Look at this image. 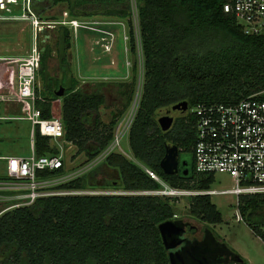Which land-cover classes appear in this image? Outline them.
I'll return each mask as SVG.
<instances>
[{
    "label": "trees",
    "instance_id": "1",
    "mask_svg": "<svg viewBox=\"0 0 264 264\" xmlns=\"http://www.w3.org/2000/svg\"><path fill=\"white\" fill-rule=\"evenodd\" d=\"M227 2L136 0L143 86L128 138L134 161L120 153H110L98 167L55 190L96 188V176L106 170L118 172L120 180L114 184L124 191L160 190L161 185L145 169L174 189L211 190L214 175L194 170L196 119L189 111L199 104L230 105L249 97L264 100V35H245L234 18L223 11ZM62 3L72 18L99 15L127 20L128 46L137 54L130 0H33V9L41 18L48 9ZM56 19L54 15L43 17L47 21ZM115 28L121 30L120 26ZM55 32V50L49 41L42 45L37 72L41 86L36 87V94L43 102L37 101L36 108L43 119H49L51 104L59 100L64 130L61 141L75 144L92 161L112 143L117 121L131 102L139 73L137 62L123 109L104 125L97 115L105 104L101 91L104 85L93 91L80 87L69 63L72 33L66 27H57ZM53 51L58 59L55 75L48 70ZM61 87L64 94L58 99L56 92ZM181 102H187L188 113L163 132L157 123L158 111ZM91 140L95 147L90 150L87 144ZM172 145L178 147L179 159L187 165L166 175L160 162L166 148ZM34 148L37 156L57 155L60 151L37 130ZM181 154L186 158L181 159ZM64 173L62 167L39 175L55 178ZM114 184L104 181L100 186ZM172 200L152 195L38 198L29 206L0 215V255L6 256L4 264H169L158 225L173 220ZM237 211L241 221L264 244V195L240 196ZM189 213L205 226L222 223V215L208 195L191 197Z\"/></svg>",
    "mask_w": 264,
    "mask_h": 264
},
{
    "label": "built area",
    "instance_id": "2",
    "mask_svg": "<svg viewBox=\"0 0 264 264\" xmlns=\"http://www.w3.org/2000/svg\"><path fill=\"white\" fill-rule=\"evenodd\" d=\"M130 7V20L141 68L136 0H130ZM16 8H20V14L15 13ZM223 11L234 18L237 26L245 35H264V0H229L223 6ZM61 16V19L56 21L43 20L34 11L33 0H0V22H24L31 29V42L27 55L22 58L4 60L5 64L15 63L17 65V82L16 90L13 92L3 93L0 90V102L11 101L20 104L21 116L17 119L27 120L31 125V154L27 157L3 158L7 163L6 176L0 178V193L23 191L16 206L13 205L6 211L29 206L38 198L46 196L81 195L78 191L46 192L44 190L53 180L39 175L41 172L56 171L63 167L62 149L59 142L64 135L60 116L52 113V106L49 119H43L40 110L36 108L37 101L43 102V99L36 94L37 72L43 50L42 43H45L48 38L45 35L48 29L66 27L71 31L72 38L79 30H86L100 34L104 43L97 41L96 45L102 46L103 52L110 54L115 42V34L108 27L103 28L102 22L72 18L68 11H64ZM104 24L120 26L121 30L126 27L122 20ZM123 40L125 45L127 40L129 42V37L125 32H123ZM126 46L125 54L128 51ZM126 63L129 65L128 61ZM139 95L138 92L133 101L132 107L135 106L130 113V119L137 108ZM189 114L196 119V141L193 148L195 172L214 176L227 174L232 180L233 189L221 191L174 189L152 171L145 169V172L161 185V189L131 194L159 197L233 195L236 197L237 205L240 196L264 195V100L249 97L230 105L199 104L192 108ZM36 130L41 136L56 142L60 149L57 155H36L34 148ZM122 135L123 132H118L114 146L118 145ZM235 216L238 221H241L238 211Z\"/></svg>",
    "mask_w": 264,
    "mask_h": 264
},
{
    "label": "rangeland",
    "instance_id": "3",
    "mask_svg": "<svg viewBox=\"0 0 264 264\" xmlns=\"http://www.w3.org/2000/svg\"><path fill=\"white\" fill-rule=\"evenodd\" d=\"M64 11H67L66 4H59L48 9L41 19L46 16L54 15L57 18L56 20H59L61 19V15ZM15 13L20 14V8H16ZM79 19L83 21H99L103 23V28H114V30L111 31L115 34V42L110 54L104 53L103 47L96 45L97 41L104 43L100 37V34L82 30H79L76 33V36L72 38V48L69 52V63L72 73L73 76L79 81L81 88L84 90L93 91L98 87V85H104L101 87V91L105 96V104L100 107L97 112L102 124L108 125L113 117L118 113V111L123 109V105L126 102V91L132 82V68L136 62L140 73H138L136 77L134 92L131 96V102L124 110L121 117L118 119V123L114 128V139L112 143L94 160L89 161L86 154L84 152H79L78 147L75 144H65V142L60 141L59 144L62 149V163L65 173L62 176L50 179L53 181L44 190L46 192H56L57 190H55L54 187L66 183L73 178L80 177L90 170L95 169L104 162L105 157L110 153H120L128 159L134 161L129 149L128 138L130 127L136 115L138 105L131 119L130 112L133 101L138 92L140 94L139 96H141L143 86V60L141 58L140 68L138 54H133L130 52L128 40L126 42L127 46L124 43L123 32L128 35L129 29L128 24L126 23L127 20H123L126 24L125 29L119 30L118 28H115L114 25L107 26L104 24L106 22L117 21L118 19L115 18L97 15L93 17H82ZM56 28L48 29L45 34L48 36L46 41H49L51 47L54 50ZM137 32L139 34V31ZM30 42L31 29L27 23L0 22V58L25 55V53L30 48ZM125 46L128 50L126 54ZM126 61L129 62V65H127ZM1 63H5V61L2 60ZM48 70L51 75H55L58 72V59L54 51L52 52L51 58L48 61ZM40 86L41 82L37 77L36 87L40 88ZM57 101L59 104H61L59 100ZM139 101L140 97L138 99V104ZM57 103L55 101V103L52 104V107L57 108ZM2 104L4 106V102H0V107H2ZM10 107L16 111V115L11 116L7 113H0V155L29 156L31 154L30 122L27 120L17 119L21 116L19 109L16 108L13 103ZM54 113L55 115H58V108L55 109ZM166 115L172 117L175 122V120L181 117L182 114L179 111L171 110V106H169L158 111L156 118L158 119ZM118 132H123V135L120 137L118 145L114 146V140L116 136H118ZM50 143L51 145H57L56 142L52 140ZM94 147L95 144L92 140L88 142V149L91 150ZM180 158H186V155L181 154ZM5 176V161L0 160V177ZM119 180L120 177L118 172L114 170H106L105 174H98L96 176V181L98 182L99 186L93 189L87 188L86 190L78 192H80L81 195H134L131 194L134 192L124 191L121 187L116 186ZM104 181H108L111 184L116 183V185L114 184L108 187L100 186ZM233 187L234 185L232 180L227 174H216L214 176V183L210 186V189L214 191H221L230 190L233 189ZM21 194H23V191H6L4 193H0V213L10 209L11 206L13 207V205L16 206L15 204L18 203V198ZM196 196L198 195H169L163 196L162 198L173 199V220H182L183 222H188L198 230L206 227L213 231L216 234V239L239 255L245 261V264H264L263 242L254 236L251 230L242 221H238L235 216L237 213L236 197L233 195H211V202L216 206L217 210L222 215V223L205 226V224L200 223L199 220L194 218L189 213L190 198ZM5 260L6 256L0 255V264H4Z\"/></svg>",
    "mask_w": 264,
    "mask_h": 264
},
{
    "label": "water",
    "instance_id": "4",
    "mask_svg": "<svg viewBox=\"0 0 264 264\" xmlns=\"http://www.w3.org/2000/svg\"><path fill=\"white\" fill-rule=\"evenodd\" d=\"M63 94L64 89L61 87L56 92V96L61 99ZM187 109V102L171 107L173 111L186 112ZM157 123L165 132L172 128L174 119L166 115L158 118ZM186 165L185 161L179 159L177 146L172 145L166 148L165 156L160 162V167L166 175H173L178 172L179 166ZM186 174L187 171L184 172V175ZM186 227H190V223L182 220H168L158 225L164 248L168 253L169 264H241L243 262L239 255L219 242L210 230L206 229L203 239L191 240L185 237ZM188 233H195L193 226L189 228Z\"/></svg>",
    "mask_w": 264,
    "mask_h": 264
},
{
    "label": "crops",
    "instance_id": "5",
    "mask_svg": "<svg viewBox=\"0 0 264 264\" xmlns=\"http://www.w3.org/2000/svg\"><path fill=\"white\" fill-rule=\"evenodd\" d=\"M3 23H9V22H3ZM29 51V50H28ZM28 51L25 53V55H16L13 57H9V58H0V90L5 93V92H13L16 90V82H17V65L15 63H11V64H5V63H1L2 60H12L15 58H22L24 56L27 55ZM0 91V93H1ZM58 101H56L57 103ZM13 103V105H15L16 108L19 109L20 112V104L14 103V102H4V106L2 104V107H0V113H7L11 116L16 115V111H14V109H12L10 106ZM55 103V102H53ZM52 103V104H53ZM51 104V106H52ZM58 104V115H60V107L61 105ZM7 106V107H6ZM10 107V108H8ZM52 107V113H54L55 109ZM7 157H27V156H19V155H0V160L5 161L3 158H7ZM6 161H5V169H6Z\"/></svg>",
    "mask_w": 264,
    "mask_h": 264
},
{
    "label": "flooded vegetation",
    "instance_id": "6",
    "mask_svg": "<svg viewBox=\"0 0 264 264\" xmlns=\"http://www.w3.org/2000/svg\"><path fill=\"white\" fill-rule=\"evenodd\" d=\"M188 110H189V108L187 109L186 112L179 111V112L182 114L181 117L184 116V115H186V114L188 113ZM179 169H180V166H179ZM179 169H178V170H179ZM185 223H188V222H185ZM191 226H193V225L190 224V227H191ZM190 227H186V234H185V237H187V238H189V239H191V240H193V239H195V238L201 240V239L204 238L205 233H206V228H202L201 230H198V229H196V228L193 226V229L195 230V233L190 234V233H188V230H189ZM199 233H200V235H199Z\"/></svg>",
    "mask_w": 264,
    "mask_h": 264
},
{
    "label": "bare ground",
    "instance_id": "7",
    "mask_svg": "<svg viewBox=\"0 0 264 264\" xmlns=\"http://www.w3.org/2000/svg\"><path fill=\"white\" fill-rule=\"evenodd\" d=\"M134 106H135V105H133V107L131 108V112H130V113H132V111H133V109H134Z\"/></svg>",
    "mask_w": 264,
    "mask_h": 264
}]
</instances>
